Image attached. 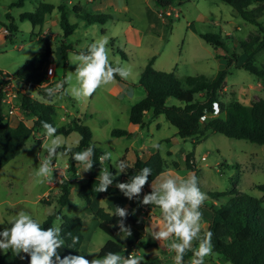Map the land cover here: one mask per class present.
I'll return each instance as SVG.
<instances>
[{
    "label": "rangeland",
    "instance_id": "obj_1",
    "mask_svg": "<svg viewBox=\"0 0 264 264\" xmlns=\"http://www.w3.org/2000/svg\"><path fill=\"white\" fill-rule=\"evenodd\" d=\"M47 1L55 5L65 3L68 21L77 24L73 35L67 38V42L79 48L106 37L109 60L116 65L131 69V75L126 81H118L114 78L112 83L102 86L87 100L77 102L67 94L54 97L51 103L56 108L57 125L70 124L73 119L81 118L91 127L93 141L113 153V159L110 160L113 166L124 157L133 162L136 152L146 159L151 153L159 151L167 162V170L173 175L187 178L195 174L201 191L207 194V199L201 208L203 230L206 229L212 215L211 205L218 204L210 197V191L236 189L264 200V191L257 187L258 184L264 183V144L211 131L207 132V136L202 140H198L197 136L182 138L178 135L177 128L170 124L164 114L154 117L151 112L145 119L143 135L138 133L131 137L112 135V130L115 128L137 131L130 122V110L146 95V90L139 80L141 71L150 58L155 57V68L174 71L180 78L199 74L212 77L219 69L226 66V59L221 56L225 53V49L206 43L201 36L202 33L213 31L221 34L231 49L229 54L238 53V59L242 61L244 54L238 48L239 40L247 38L255 31V25L245 21L230 4L223 0H188L183 5L173 6L172 15L163 14L155 0ZM14 2L16 0H0V68L13 75L27 59L45 51L48 44L52 50L49 63L53 62L56 65L55 72L49 76L45 72L46 67L42 66L41 69H44V76L48 79L44 82L45 85L52 82L51 85L54 87L65 79L64 74L75 71L76 68V65L69 61L65 70L61 62L60 44L63 39L61 13L56 8L47 15L43 25H33L30 20L21 18V14L34 12L40 0H26L21 6L12 5ZM75 4L92 13L110 14L112 18L104 23H90L72 11ZM11 25L16 26L17 30L7 38L8 27ZM42 37L44 40L39 39ZM71 54L77 53L70 51L69 56ZM255 63L259 67L264 64V49L257 53ZM67 88L68 85L65 89ZM4 91L6 118L10 119L12 124L22 119L28 125H32L33 117L28 118L23 114L18 107V98L26 91H29L34 98L40 100L44 98L36 89L22 85L16 80L6 85ZM221 94L225 101L235 98L243 103H250L264 98V82L261 77L244 68L233 67ZM173 101L178 103L175 99ZM13 105H16V108L9 113ZM216 115L218 114H207L202 126L206 120ZM44 134V129L35 132L27 140L21 152L0 170V231L9 227L8 223L21 210L32 214L40 221L45 220L58 208L55 201L59 192L58 184L68 177L72 180L70 204L62 208V213L82 218L84 241L81 252L89 260L95 255L98 258L100 248L110 236L99 227V218L94 210L104 207L114 211L116 206H120L133 212L135 208L129 205V199L122 192L103 198L95 197L91 202L79 197V186L86 181L91 171L83 172V169L77 166L78 175L73 176L68 172L67 155L53 161L64 169L62 177L58 169L49 178L37 177L35 173L39 167V157L47 156V151L42 149ZM57 135L62 136L65 145L68 146L77 145L80 141V134L77 131H72L68 135L62 133ZM191 151L195 163L194 171L189 169L186 163V154ZM174 162H177L178 166H175ZM105 166H108L107 162ZM41 180L44 182L41 183ZM50 180L53 182H49ZM114 182L116 184L127 181L123 177L121 179L119 175ZM43 197L54 202L51 204L41 202ZM156 211L153 213L148 210L141 211L139 207L135 215L143 219L148 227L151 219L160 221L156 217H161L160 210L156 208ZM145 240L155 241L149 236L148 231ZM156 242L155 245L136 250V254L143 256V260L147 256L159 257L161 261L155 264H174L175 252L167 247L169 242L162 244ZM89 250L96 254L89 255L87 253ZM21 256L23 253L14 256L9 250L5 255L0 250V264H26ZM205 261L208 264H231L230 261L222 259L220 254L213 252L205 258Z\"/></svg>",
    "mask_w": 264,
    "mask_h": 264
},
{
    "label": "trees",
    "instance_id": "obj_2",
    "mask_svg": "<svg viewBox=\"0 0 264 264\" xmlns=\"http://www.w3.org/2000/svg\"><path fill=\"white\" fill-rule=\"evenodd\" d=\"M25 1L16 0L12 5L21 6ZM186 1L188 0H155V3L164 14L167 9L183 5ZM223 1L230 4L245 21L256 26L255 31L251 32L247 38L239 40L238 48L244 54L243 60L240 61L238 59V53L232 52L229 54L231 49L225 39H223L221 34L213 31L202 33L201 36L206 43L216 48L225 49V53L221 56L226 59V66L219 69L212 77L206 74H199L180 78L174 71L155 68V57L150 58L141 71L139 80V83L146 90V95L135 103L130 110V122L134 127H143L147 114L151 112L154 117L164 114L170 124L177 128L178 135L182 138L197 136L198 140H202L207 136V132L211 131L264 144V98L250 103H243L235 98L225 101L224 96L221 94L222 89L226 86V78L233 67L244 68L261 77L264 82V64L259 67L255 63L257 53L264 49V0ZM66 6L65 3L55 5L47 0H40L34 12L21 14V18L30 20L33 25H43L47 15L51 14L56 8L59 9L61 13L60 25L63 29L60 55L65 70L69 63V52H86L88 47L78 48L66 41L67 38L73 35L77 27L76 23L68 21ZM72 11L87 19L90 23H104L109 18H112L110 14L92 13L78 4L73 6ZM81 11L84 13L80 14ZM8 28L7 38L17 30L14 25ZM39 39L44 40L43 37ZM118 50L121 51L120 48ZM51 53V47L47 44L45 51L27 59L13 75L0 68V170L21 152L27 140L35 132L44 129L42 127L43 122H48L57 128V134L68 135L72 131H77L80 134L79 143L71 145L72 151L67 155L69 159L68 172L72 173L73 176L76 177L78 175V169L76 161L72 159V153L81 152L90 146L94 148L92 157L94 166L86 181L80 184L78 196L87 202H91L95 197L118 194L120 190L115 186L114 182L106 192L95 191V187L99 185L97 177L102 167L99 157L106 150L93 141L91 127L85 124L81 118L73 119L70 124L57 125L55 123L56 108L51 103L54 97H47L45 90L40 88L41 84L48 81L44 76V69L42 70L41 67L45 68L47 66ZM121 53L126 56L123 51ZM110 62L114 67L117 66L112 61ZM65 76L64 74V78ZM115 78L118 81H126L121 79L119 75H116ZM13 80L18 81L22 85H28L29 88L36 89L44 98V100L34 98L29 91L22 93L21 97L18 98V107L23 114L28 118L33 117L32 125H28L22 119H19L16 124H12L10 119L6 118L4 88ZM51 84L52 82L46 86L53 87ZM66 87L67 84L64 85V88ZM173 99L177 100L178 103H175ZM209 113H217L218 115L206 120L202 126L204 117ZM112 135L131 137L135 135V131L115 128L112 130ZM67 147L68 145H64L59 151L63 152ZM123 160H126V157ZM126 161L129 164V169L126 173L120 174L126 181H128L130 176L145 167L152 169V175L149 176L148 185L145 188L151 185L152 180L160 172L167 170V162L159 151L152 153L148 159H143L137 152L133 162ZM106 162L108 170L115 175V167L110 160ZM186 163L188 168L194 171L195 163L192 151L186 154ZM174 165L178 166V163L174 162ZM257 187L264 191V183L258 184ZM71 188L72 180L68 177L58 184L59 192L55 199L58 208L51 212L45 220L41 221L42 227L47 228L53 226L58 216L62 218V235L66 243L59 250L61 257L68 254L80 255L81 253L78 250L81 251V245L84 241L82 218L62 213V208L70 204ZM209 195L214 201L218 202V204L211 205L212 215L206 229L203 230L213 233V253L220 254L222 259L230 261L231 264H264V200L236 189L210 191ZM140 199L142 200V196ZM41 202L51 204L54 200L43 197ZM128 203L132 208L145 207L140 205L136 199L128 200ZM128 212L129 215L125 220V225L131 227L132 235L123 239L118 234L119 218L113 215L114 211L107 210L104 207L94 210V213L99 218V227L110 236L100 248L97 255L98 258H102L109 251L118 252L121 255H129L134 250L157 244L156 241L145 240L147 235L145 222L138 216L133 215L132 211ZM68 233L79 237V243L76 245L78 250L68 248V244L71 243ZM197 246L198 242H194L193 248ZM23 256L26 264H29L30 257H27L24 253ZM192 256L193 251H188L184 256L185 264L191 260ZM160 261L161 259L157 256H147L143 260V264H155ZM205 264H208V262L205 261Z\"/></svg>",
    "mask_w": 264,
    "mask_h": 264
},
{
    "label": "clouds",
    "instance_id": "obj_3",
    "mask_svg": "<svg viewBox=\"0 0 264 264\" xmlns=\"http://www.w3.org/2000/svg\"><path fill=\"white\" fill-rule=\"evenodd\" d=\"M107 44L106 37L100 38L88 45L86 52L71 54L68 60L76 65L75 71H69L65 79L54 87H47L43 83L40 88L45 90L49 98L67 94L80 102L92 97L102 86L112 83L116 75L127 80L131 75V69L119 64L115 67L112 65ZM52 74L53 70L49 69V76ZM74 79L75 83H73ZM65 84L68 85L67 89L64 88ZM42 127L45 130L42 149L47 151V156L41 158L37 153L39 167L35 175L49 178L58 169L62 177L64 169L54 164L53 161L68 155L72 151L71 146L63 152L59 151L65 145V141L62 136L57 135V128L48 122H43ZM153 146L159 147V145ZM93 155L94 148L90 146L81 152L72 153V159L76 161L77 166L83 169V172H87L94 166ZM111 159H113V153L107 150L99 157L102 167L97 177L99 180V185L95 187L97 192H106L117 176L126 173L129 169L128 162L121 159L114 163L117 170L114 175L105 166V162ZM150 175H152V169L145 167L130 176L127 182H118L115 186L129 200L136 199L142 206L150 205L160 210L162 219L158 222L151 219V224L145 228V231H148L149 236L160 244L169 242L167 247L175 252L174 264H185L184 256L188 251H193V256L187 264H205V258L213 252V233L203 231L201 208L207 199V194L201 191L198 178L195 174L181 178L173 175L170 170L162 171L152 180L150 192L143 194L141 200V194L148 185ZM43 182L41 180V183ZM135 211L134 209L133 215ZM113 215L119 218L118 234L123 239L130 237L131 227L125 225V220L129 215L128 210L116 206ZM61 223L62 218L58 216L53 226L45 228L42 227L38 218L21 210L9 222L10 227L0 231V250L5 255L9 250L14 256L24 253L30 257L29 264H143L144 257L136 254L135 250L128 256L109 251L102 258H97L95 255L89 260L76 248L79 237L72 236L71 233H68L71 238L68 248L77 249L81 254H68L61 257L59 250L66 243L62 235ZM194 242H198L195 248H193ZM87 253L96 254L91 250Z\"/></svg>",
    "mask_w": 264,
    "mask_h": 264
},
{
    "label": "crops",
    "instance_id": "obj_4",
    "mask_svg": "<svg viewBox=\"0 0 264 264\" xmlns=\"http://www.w3.org/2000/svg\"><path fill=\"white\" fill-rule=\"evenodd\" d=\"M135 129H137V131L135 132V133H138V135H143V127H141V126H136L135 127ZM139 148V147H138ZM137 149H134V151H136ZM154 152V151H153ZM134 154H137V152L136 153H134ZM152 154V153H151ZM150 154V155H151ZM149 155V156H150ZM134 157H136L135 155H134ZM142 157V156H141ZM143 158V157H142ZM144 159V158H143ZM146 159H148V158H146ZM133 161V160H132ZM91 171V170H90ZM88 176H89V174H88ZM121 176V175H120ZM121 179H122V177H121ZM49 182H53V180H50ZM48 182V183H49ZM115 183V182H114ZM149 189H150V186L149 187H147V188H144L143 189V193L141 194V196H142V198H143V194H146V192H148L149 191ZM112 195H114V194H112ZM103 197H108V195L107 196H103ZM103 197H101V198H103ZM150 206H145V207H143V208H141V211H146V210H148V211H150V212H155L156 211V208L154 207V206H151V208H149ZM153 207V208H152ZM137 208H135V210H136ZM157 212V211H156ZM160 214V213H159ZM154 215V214H153ZM157 218H158V220H161V217L159 218L158 216H156ZM141 220H143V219H141ZM144 221V220H143ZM154 221H156L155 219H154ZM145 222V221H144ZM145 224H147V223H145ZM146 227H147V225H146Z\"/></svg>",
    "mask_w": 264,
    "mask_h": 264
},
{
    "label": "built area",
    "instance_id": "obj_5",
    "mask_svg": "<svg viewBox=\"0 0 264 264\" xmlns=\"http://www.w3.org/2000/svg\"><path fill=\"white\" fill-rule=\"evenodd\" d=\"M165 13H167V14H168V13H171V9H167V10L165 11ZM171 15H172V13H171ZM55 68H56V65L53 64V62H51V63L47 64L45 72L49 74V69H52V70H53V74H54V72H55ZM4 100H5V99H4ZM15 106H16V105H13V107L10 109V112H9V113H12V112H13V108H16ZM216 107H217V109H218V105H217V103H216ZM217 109H216V110H217ZM130 254H131V253H130ZM130 254H129V255H130Z\"/></svg>",
    "mask_w": 264,
    "mask_h": 264
}]
</instances>
